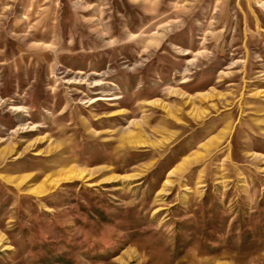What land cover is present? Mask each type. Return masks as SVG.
I'll use <instances>...</instances> for the list:
<instances>
[{
    "label": "rangeland",
    "instance_id": "374dc122",
    "mask_svg": "<svg viewBox=\"0 0 264 264\" xmlns=\"http://www.w3.org/2000/svg\"><path fill=\"white\" fill-rule=\"evenodd\" d=\"M0 264H264V0H0Z\"/></svg>",
    "mask_w": 264,
    "mask_h": 264
}]
</instances>
